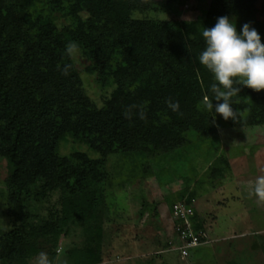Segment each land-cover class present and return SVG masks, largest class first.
<instances>
[{
  "label": "trees",
  "instance_id": "obj_1",
  "mask_svg": "<svg viewBox=\"0 0 264 264\" xmlns=\"http://www.w3.org/2000/svg\"><path fill=\"white\" fill-rule=\"evenodd\" d=\"M172 6L164 0H0V157L8 162L16 217L15 228L0 236V264H27L41 237L57 240L74 227L85 230L88 244L71 256L78 264H101L110 157L121 159L119 175L147 178L161 158L185 167L186 154L220 129L264 126V90L235 85L236 119L208 110L205 98L211 101L216 81L198 60L203 29L221 16H236L238 30L249 23L264 42V0H211L212 19L183 21L178 28L169 20L134 17L167 14ZM70 42L78 45L72 54L66 52ZM76 52L88 61L83 70ZM83 74L103 92L102 105L88 95ZM170 99L179 101L178 111L168 107ZM71 141L99 158L63 156L62 145ZM231 170L222 154L202 179H223ZM53 194H59V208L34 215L32 206ZM196 197L192 192L186 201ZM191 221L205 233L195 210Z\"/></svg>",
  "mask_w": 264,
  "mask_h": 264
},
{
  "label": "rangeland",
  "instance_id": "obj_2",
  "mask_svg": "<svg viewBox=\"0 0 264 264\" xmlns=\"http://www.w3.org/2000/svg\"><path fill=\"white\" fill-rule=\"evenodd\" d=\"M164 1L172 2L171 12H135L134 17L169 20L175 28L183 21L212 19L207 14L211 0ZM74 57L83 70L87 59L81 52ZM83 78L88 95L102 105L103 92L94 78L87 74ZM198 147L197 152L193 148L186 154L185 167L166 158L156 160L152 164L154 173L147 178L140 173L119 175L122 161L110 157L107 169L112 173L113 185L106 189L102 213L101 264H264V201L254 194L256 178L264 175V126L223 128ZM77 152L99 158L81 143L71 141L61 147L63 156ZM222 154L228 157L231 172L223 179H202ZM7 177L8 162L0 157V236L13 230L16 220L10 211ZM188 188L186 200L190 193L197 194L192 204L204 219L206 244L197 248V253L182 258L176 250L180 243L171 203ZM58 198L59 194H53L42 205L34 204L33 214L44 216L49 208H59ZM87 237L81 227L69 229L57 240L41 237L37 254L27 264H39L41 253L46 254L49 264H78L71 253L82 250L88 244Z\"/></svg>",
  "mask_w": 264,
  "mask_h": 264
},
{
  "label": "clouds",
  "instance_id": "obj_3",
  "mask_svg": "<svg viewBox=\"0 0 264 264\" xmlns=\"http://www.w3.org/2000/svg\"><path fill=\"white\" fill-rule=\"evenodd\" d=\"M202 36L205 47L198 60L213 74L216 81L210 88L211 101L205 98L207 109L214 111L215 115H222L225 120L236 119L238 111L233 110L230 100L240 92V88L235 85L256 91L264 90V42L257 29L249 23L243 24L238 30L235 20L228 16L218 17L213 27L203 29ZM77 49L76 42L66 45L68 54ZM213 99L217 103L214 104ZM167 103L173 111L180 109L179 101L173 102L170 99ZM254 194L264 201V175L256 178ZM39 264H49L46 254H40Z\"/></svg>",
  "mask_w": 264,
  "mask_h": 264
},
{
  "label": "built area",
  "instance_id": "obj_4",
  "mask_svg": "<svg viewBox=\"0 0 264 264\" xmlns=\"http://www.w3.org/2000/svg\"><path fill=\"white\" fill-rule=\"evenodd\" d=\"M194 215V206L186 200L178 202L173 206L172 217L180 245L176 250L181 252L182 258L190 256L193 249L203 245L202 237L205 233L195 230L191 217Z\"/></svg>",
  "mask_w": 264,
  "mask_h": 264
},
{
  "label": "crops",
  "instance_id": "obj_5",
  "mask_svg": "<svg viewBox=\"0 0 264 264\" xmlns=\"http://www.w3.org/2000/svg\"><path fill=\"white\" fill-rule=\"evenodd\" d=\"M204 244H206V242H205ZM204 244H203V245H204ZM198 248H199V247H198ZM195 252L197 253V248L192 250L191 255L194 254Z\"/></svg>",
  "mask_w": 264,
  "mask_h": 264
}]
</instances>
